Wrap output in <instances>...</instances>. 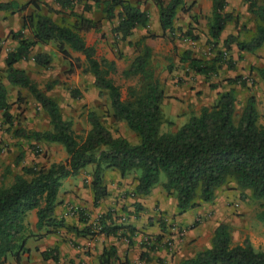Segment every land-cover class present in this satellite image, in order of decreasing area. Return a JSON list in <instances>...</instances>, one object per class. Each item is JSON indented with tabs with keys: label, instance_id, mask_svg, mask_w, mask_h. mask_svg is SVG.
I'll use <instances>...</instances> for the list:
<instances>
[{
	"label": "trees",
	"instance_id": "16d2710c",
	"mask_svg": "<svg viewBox=\"0 0 264 264\" xmlns=\"http://www.w3.org/2000/svg\"><path fill=\"white\" fill-rule=\"evenodd\" d=\"M80 1L53 0L60 8H70L73 3ZM246 1V11L254 21L253 31L244 39H239L237 34H227L222 40L224 50L234 44L238 52L250 53L264 45V0ZM151 2L156 7L161 31L174 33L173 22L177 11L188 9L184 1ZM39 3V0H27L22 4L13 0L0 1V10L22 11L28 5L32 9L22 15L19 29L10 33L16 45L4 58L5 79L10 85L24 88L31 94L45 112L49 124L48 129L39 131L14 128L12 134L34 143H59L66 158L64 162L52 163L47 168L21 165L20 172L13 175L9 184L0 183V264L8 254L19 264L20 254L26 250L24 244L29 236L23 221L26 212L31 209H36V230L44 227L46 233L58 228L81 232L65 224L62 219L55 218L53 209L60 181L76 174L88 164H93L90 180L93 205L106 195V187L102 182L105 169H115L121 176L136 172L132 192L135 196L147 195L162 172L165 175L162 187L166 192L173 193L177 213L196 206V200L211 201L215 188L228 176H233L240 188L249 189L252 198L264 197V125L257 121L253 96L245 99L236 115L233 91L217 92L209 107H202L197 114H190L174 131L160 132V103L164 95L158 82L149 77L138 92L130 89L129 98L122 100L119 87L107 77V71L102 69L105 66L114 71V61L104 58L97 60L94 48L86 45L80 35V31L99 32L100 20L70 10L75 21L71 25H64L41 13ZM93 3L100 5L106 20L114 17L117 19L110 30L122 39L137 26H145L148 21L147 13L128 0H93ZM225 4L226 0H211L207 42L217 40L225 24L233 20L230 12L223 11ZM89 9L90 5H83L84 11ZM181 35L192 40L196 38L188 29ZM47 42H53L62 57H68V50L83 55L85 70L92 76V84L98 95L106 92L112 118L123 121L129 130L136 133V143L131 144L120 135L112 136L94 111L86 114L89 129L85 136L76 139L71 130V122L62 118L56 101L42 93L23 69L14 66L17 61L28 56L34 64L47 66L51 60L47 52L32 53L35 45ZM134 45L139 53L131 59L128 68L123 71L124 75L145 74L150 48L144 43L143 37L136 40ZM224 50L216 51L210 60L192 57L188 50H183L181 59L187 62L191 71L209 75L215 73L222 62L229 69L233 67L230 58L224 59ZM257 74L264 81V68L257 69ZM236 80V77L226 79L228 83ZM8 109L6 88L0 82L1 116L6 123H11ZM20 159L21 154L17 160ZM107 217L108 212L98 218L99 232L118 235V231L124 228L106 224L102 218ZM79 219L84 221L83 216H79ZM258 219L264 224V205L258 213ZM125 229L132 232L129 225ZM41 255L45 257L46 252H41ZM56 258L52 256V260ZM116 258L115 247L110 245L98 255V264H114ZM177 264H264V251L254 250L247 239L231 245L228 225L220 222L213 230L209 247L181 259Z\"/></svg>",
	"mask_w": 264,
	"mask_h": 264
},
{
	"label": "rangeland",
	"instance_id": "374dc122",
	"mask_svg": "<svg viewBox=\"0 0 264 264\" xmlns=\"http://www.w3.org/2000/svg\"><path fill=\"white\" fill-rule=\"evenodd\" d=\"M13 1L22 4L27 0ZM128 1L144 10L148 16L157 13L151 0ZM192 1L196 2V0H184V5L188 9L177 12L174 33L165 32L163 35H159L147 31L146 35H140L137 30L133 29L124 39L114 35L110 30L116 18L106 20L101 14L100 5H97L96 8L98 9L91 14L101 17L105 29L101 33L94 31L97 35L88 38L94 39L90 46L94 48L95 58L114 61V71L108 70L105 66H102V69L107 71V77L119 87L122 100L129 98L130 89L138 92L149 77L158 82L164 95L160 103L162 113V122L158 128L160 132L174 131L186 121L190 114H197L202 107H209L214 102L217 92L229 89L233 91L235 98L236 115L239 114L245 99L248 96H253L257 121L264 125V81L257 74V69L264 68V45L250 53L238 52L234 44H231L228 50H224L222 45V40L227 34H237L239 39H244L253 31L254 21L246 11L247 1L233 0L231 2L232 14H235L236 19L227 22L219 38L214 41L210 40V42L206 41L208 40L207 23L210 17V14L209 16L206 15L209 13L205 7L207 0H198L199 17L192 15L195 13L192 12L190 4ZM39 2L46 6L48 13L56 22L71 25L75 21L72 12L60 11L46 5L43 1L39 0ZM29 12L30 5L22 11L0 10V82L6 88L8 112L11 115V123H6L0 112V183L3 182L4 184H9L13 175L20 172L21 165L47 168L52 163L64 162L66 158V153L59 143H34L14 137L12 134L14 128L38 131L49 128L45 112L31 94L24 88L10 85L5 79L4 58L6 53L16 45V40L10 37V33L19 29L22 15ZM186 14H191L189 18L191 23L189 22L188 25L183 20ZM186 29L196 38L192 40L188 36L181 35ZM24 35L28 37L25 32ZM141 37L144 38L145 44L150 45L145 74L124 75L123 71L128 68L131 59L139 53L134 42ZM183 50H188L191 56L202 60H210L216 51L224 50V59L230 58L233 67L229 69L225 62H222L218 65L215 73L209 75L195 73L188 68L187 62L181 59ZM38 51H44L50 55L51 60L47 66L41 67L34 64L30 56L17 61L14 66L23 69L42 93L56 101L62 118L71 122V130L76 139L80 140L85 136L89 129L86 114L88 111H94L112 136L120 135L131 144L138 141L136 133L133 131L132 133L123 121L112 118L106 92L103 91L101 95H98L97 89L92 84V76L85 70L86 64L82 54L68 50V57H62L53 42L37 44L32 48V53ZM233 77L237 78L234 83L226 81L227 78ZM188 85L189 88H187ZM19 154H21V159L17 160ZM84 168L85 170L89 168L92 171L93 164H88ZM136 175V172L126 174L129 185L136 179ZM163 181H165V175L160 172L157 183L147 194L151 193L156 198L161 193H165L167 201V207L164 211L158 209L157 203L149 205V209L152 208L154 212L145 216L146 219L144 220L149 225L159 227L163 234H160V231L144 234L147 243L141 244L147 249H152L156 244L169 249L174 239L181 240L188 230L200 226L201 233L199 236L201 239L192 246L185 247L182 257L177 262L209 247L210 238L218 220L212 221L211 212L208 213L206 210L207 206L217 201L218 205L215 208L220 214L221 221L228 225L230 244H238L243 239H247L254 250L264 251V224L258 219V213L264 205V197L252 198L249 189L240 188L233 176H228L221 185L215 188L214 200L209 202L196 200V206L183 213H177L174 195L172 192L168 193L163 189ZM124 194H127V191ZM121 204V209L114 207L108 209L109 217L106 218L105 223L124 228L118 231V236L129 237L123 232L129 225L127 220L130 216H136L142 206L137 202H122ZM201 208H204L205 211H199ZM186 212L190 216L189 219H182L181 221L176 219V216H184ZM77 213L78 216H84L80 210H77ZM25 223L29 234L27 242L34 237L35 240L43 243L42 236L54 233V238L57 239L58 243H64L68 252L69 248L81 246L76 238L69 233V230L50 229L51 231L46 233L44 227L41 230H34L33 228L30 229L31 226L27 220ZM88 230L89 228H86V231ZM88 233L90 234V232ZM45 245V252L49 258L58 257L56 244L47 241ZM67 251L62 257L67 258L69 255ZM145 253L146 249L142 251L140 259L149 261L150 257L147 253L144 255ZM156 259L160 258L157 257ZM168 264L177 263L169 260Z\"/></svg>",
	"mask_w": 264,
	"mask_h": 264
},
{
	"label": "crops",
	"instance_id": "0c3cea01",
	"mask_svg": "<svg viewBox=\"0 0 264 264\" xmlns=\"http://www.w3.org/2000/svg\"><path fill=\"white\" fill-rule=\"evenodd\" d=\"M0 1L6 2L8 0H0ZM41 1H43L46 5H49L50 7L60 11L69 12L71 10L75 14L83 15L90 19H99L101 22V30L99 31V33L103 32L104 31L103 29H105L103 28L104 22L101 19V17H96L91 14L93 11L98 9L91 0H81L80 2L73 3L70 8H60L56 3L53 2V0H41ZM232 1L233 0H226V4L223 8L224 12H230L232 14L233 6H230ZM84 4L90 5V9L84 11L83 10ZM190 4L192 6V12L193 11L195 12L192 15H196L197 17H199L197 10L199 1L198 0H196V2L192 1ZM205 7L206 10L209 11V13L206 15L209 16L211 9V0H207L205 2ZM39 8L41 13L50 16L46 6H44L43 3L42 4L39 3ZM31 11L32 9L30 7V12ZM100 11H101V7H100ZM190 15L191 14L189 15L186 14L184 15L183 18L185 24L187 25L189 22L191 23V20L189 19ZM232 15H233V20H235L236 19L235 14ZM175 18L173 22L174 27H175ZM116 21L117 19L115 20V23L113 25L116 24ZM134 30H137V32L140 35H146L147 31H149L150 33L154 32L155 34H159V35H163V33L166 32V31L162 32L158 26L157 13L148 16V21L145 26H137L136 28H134ZM80 35L83 37V40L86 45H92L94 39H88V38L95 36L97 34L93 30H88V31H80ZM146 45L148 47L150 46L148 43H146ZM187 88H189V85L187 86ZM90 171L91 170H89V168L86 170L85 168H82L76 174L65 177L60 181V185L56 192L55 206L53 209V216L55 218L62 219L65 224L73 226L78 231H81L80 233H74L69 230L70 231L69 233L76 238V240L81 246L69 248V252H68L66 245L62 242L58 243L57 239L54 238V233L42 236V239H44L43 243H40L38 240H35L34 237L30 238L28 242L26 239L24 244L26 250L20 254L19 264H98V255L101 253L103 249H107L110 245H113L116 250L117 258L114 260L113 262L114 264H168L169 260H172V262L176 261V263H178L177 261L182 257L185 251V247H190L194 243L199 242V240L201 239V236H199V233H201V226H200L188 230L181 240L174 239L173 244L169 249L159 244L153 246L152 249L151 248L147 249L144 245L141 244V240H140L141 237L146 233L147 234L157 233L158 231H160L159 232L160 234L163 233L161 232L159 227H156L155 225L152 226L147 224L144 220L146 218L144 217L147 215H151L154 212L152 208L149 209V205H151L152 203H157L158 204L157 207L160 211H164L166 209L167 201H166L165 193H161L156 198L153 197L151 193L145 196H135L132 193L133 187L135 185V180L130 182L129 185L126 175L121 176L118 173V171L115 169H105L102 172V182L106 187V195L101 199H99L96 205H93L92 204L93 193L90 187V180H91ZM126 191L127 194H124ZM122 202H126V203L137 202L142 206L141 210L136 213L137 214L136 216H130V218L127 220V223L132 228V232L127 231V229L123 230V232L129 237L100 233L98 230L99 226H97L98 218L101 215L108 212V209H111L113 207L116 209H121ZM217 205L218 203L217 201H215L213 204L207 206L206 211L208 213L209 212L212 213V214L210 213V217L213 219L212 221L217 219L218 220L217 223H219L222 222L221 221L222 219L219 216L220 214L218 213V210L215 208L217 207ZM77 210H80L84 215L83 216L84 221L79 219ZM199 211H205V209L201 208ZM184 214H185L184 216L183 215L176 216V219L178 221H181L182 219L190 218V216L187 215V212ZM102 219L106 221V218H102ZM26 220L30 223L31 226L30 229L33 228L34 230H36L35 228V222L37 220L36 209H31L26 212L23 221L24 224H26L25 223ZM86 228H89V230L86 231ZM58 230L65 231L67 229L58 228L57 231ZM88 232H90V234ZM47 241L53 242V244H56L58 246V257L56 256L57 257L56 260H52V258H49L47 255L45 257L41 255V252L46 250L45 243ZM145 249L147 255L150 257L149 261L140 259V255L142 251H145ZM66 251L68 252L69 255L67 256V258L62 257L64 255V252ZM146 253L144 255H146ZM157 257H159L160 259H156ZM2 264H16V263L14 262L13 257L11 255L10 256L7 255L4 260V263Z\"/></svg>",
	"mask_w": 264,
	"mask_h": 264
},
{
	"label": "built area",
	"instance_id": "2783aa9c",
	"mask_svg": "<svg viewBox=\"0 0 264 264\" xmlns=\"http://www.w3.org/2000/svg\"><path fill=\"white\" fill-rule=\"evenodd\" d=\"M141 240V243H143V244H146L147 242V240H146V237L145 236H142V238L140 239Z\"/></svg>",
	"mask_w": 264,
	"mask_h": 264
}]
</instances>
